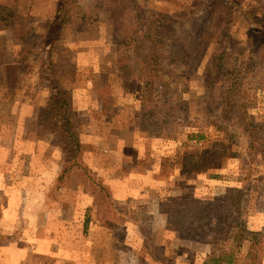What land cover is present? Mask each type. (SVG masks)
<instances>
[{"label": "rangeland", "instance_id": "rangeland-1", "mask_svg": "<svg viewBox=\"0 0 264 264\" xmlns=\"http://www.w3.org/2000/svg\"><path fill=\"white\" fill-rule=\"evenodd\" d=\"M56 1L0 0L32 17L26 43H16L0 25V176L31 190L28 198L41 202L33 191L41 193L51 207V241L42 242L34 264H204L222 244L212 245L210 229L183 237L169 228L161 202L183 196L229 201L230 187L240 189L233 198L239 222L249 229L236 264H264V65L249 60L244 66L241 108L223 118L219 92L210 97L212 78H202L216 35L198 34L193 25L217 20L205 15L209 0H74L51 64L86 149L83 167L63 172L72 161L42 115L51 89L39 79L36 60ZM236 1L245 8L264 3ZM135 8L147 35L155 25L147 45ZM244 22L237 18L235 28L241 45L248 37ZM154 40L157 69L147 63ZM203 154L210 167L188 174L185 165L194 168ZM93 179L106 188L99 199L86 186L96 188ZM31 218L17 225L25 229Z\"/></svg>", "mask_w": 264, "mask_h": 264}, {"label": "trees", "instance_id": "trees-1", "mask_svg": "<svg viewBox=\"0 0 264 264\" xmlns=\"http://www.w3.org/2000/svg\"><path fill=\"white\" fill-rule=\"evenodd\" d=\"M73 8L74 0L56 1L55 14L46 18L42 26L44 27V32L41 35L43 53L41 56L39 55V58L36 57L39 66V79L51 89V96L46 106L42 108V115L53 128L57 141L61 148L67 152L70 162L72 161L70 165H65L63 172H69L74 167H83L81 160L85 151L80 131L65 108L68 92L52 71L51 64L53 51L60 42L66 24L71 20ZM0 10L5 11L0 13V25L12 32L16 43H26L32 32L31 25L28 24V20L32 17L23 16L4 4L0 5ZM134 10H136L137 18L145 31L143 36L147 41V45L150 43V37L153 38L152 27L155 25L149 29L151 35H147L146 21L140 17L142 13L136 8ZM205 12L207 17L216 16L215 23L214 21L207 22L209 20L205 19L203 23H194V28L198 34L212 33L216 35V44L210 54L202 78L203 80L212 78V81L207 83L211 85L213 90L210 97L213 96L215 90L219 92L215 96V102L217 105L221 104L222 117L225 118L241 108L238 96V76L244 66L247 65L249 60H255V63L261 62L264 65V3H251L249 7L245 8L236 0H209L205 5ZM81 13V10L77 11V15H82ZM237 18L244 20L247 25L248 37L245 45H241L235 37ZM156 22L164 23L165 21L156 20ZM213 25H218L219 28L213 29ZM167 26L171 28V26ZM158 45V40H154L148 46L151 52L147 56V63L150 67L153 66V69L159 68ZM144 84V88H150L148 82L144 81ZM206 156L207 154H203L201 158L197 159L194 168L187 169L185 165L184 170H188L187 173L190 174L198 170L208 169L210 160ZM84 169L88 174V169ZM91 176L88 177L92 180ZM83 184H86V182L83 181ZM91 184H94L96 188L89 189V185L86 186L95 199L101 198L106 193L105 186L95 179H93V182L91 181ZM227 191L230 192V195L226 197L229 201L215 198L210 200L191 199V202H188V198L183 196L180 199L173 198L161 202V209L169 219V228L174 229L177 233L179 232L183 237L190 236L189 232L191 231L197 232L199 229H210L213 236L210 239L212 245L218 250L217 247L220 243L222 244L220 248L222 252L212 251L207 255L204 264H236L237 249L247 237L246 234L249 233V229L239 222L240 214L237 210L236 200L233 198V195L240 192V189L230 187ZM172 206H176L182 211L174 212V210L168 208ZM213 222H215V227L211 226ZM0 240H4L3 235H0ZM229 243H231L230 246H228Z\"/></svg>", "mask_w": 264, "mask_h": 264}, {"label": "crops", "instance_id": "crops-1", "mask_svg": "<svg viewBox=\"0 0 264 264\" xmlns=\"http://www.w3.org/2000/svg\"><path fill=\"white\" fill-rule=\"evenodd\" d=\"M54 7H56V3ZM53 15L48 17H52ZM30 191L9 180L6 181L0 176V235L4 236V240H0V264H34L35 260L33 256L35 252L38 254L40 246L43 245L42 242L51 241L50 235L47 236L49 225L46 218V215L50 216L51 207L45 200L44 195L36 191L33 192L37 198L42 197V201H36L34 195H31L30 198H33L36 203L35 205L29 203L30 198L26 197V195ZM27 217H32L29 227L25 229L19 227L17 222L23 220L26 222ZM33 218L37 221L33 220ZM96 220L95 224L102 225L103 228L107 227L106 223H102L98 219ZM88 221L89 218L87 219ZM77 227L79 228L80 225H77ZM63 244V240L58 239L57 247ZM51 245H54L53 238Z\"/></svg>", "mask_w": 264, "mask_h": 264}]
</instances>
